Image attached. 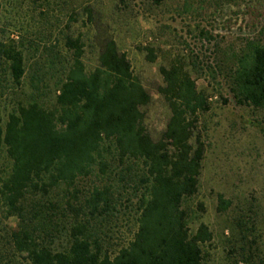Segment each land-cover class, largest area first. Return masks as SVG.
<instances>
[{"label":"trees","instance_id":"1","mask_svg":"<svg viewBox=\"0 0 264 264\" xmlns=\"http://www.w3.org/2000/svg\"><path fill=\"white\" fill-rule=\"evenodd\" d=\"M253 13L258 22L262 12ZM65 48L48 60L53 99L32 74L36 96L19 101L0 125V264H203L212 233L203 223L191 231L188 209L206 154L199 125L211 95L197 84L203 69L179 55L159 66L157 93L169 117L154 138L145 124L151 97L117 42L104 40L92 68L80 38L66 37ZM139 50L149 63L162 55L152 45ZM217 53L211 78H221L237 106L264 111V26ZM0 60L21 86L27 68L19 44L0 41ZM217 201L218 212L230 205L220 194ZM122 202L135 228L110 251L92 229ZM253 257L244 262L256 264Z\"/></svg>","mask_w":264,"mask_h":264},{"label":"rangeland","instance_id":"2","mask_svg":"<svg viewBox=\"0 0 264 264\" xmlns=\"http://www.w3.org/2000/svg\"><path fill=\"white\" fill-rule=\"evenodd\" d=\"M256 10L262 12L258 22ZM263 26L264 0H163L159 6L150 0H2L0 41L19 44L27 73L22 85L14 86L0 60V125L19 101L36 96L32 74L45 79L50 88L45 97L53 99L48 60L54 53L64 56L66 37L84 43L88 68L95 66L104 40L114 39L151 97L145 124L157 138L169 117L157 93L162 83L158 69L175 55L182 56L188 67L203 69L197 84L211 95V107L199 125L206 147L199 189L188 201L191 231L203 223L212 233L203 246V264H246L243 257L248 253L256 264H264V111L237 106L221 78L207 73L219 59L218 50H227ZM146 45L162 50L156 62L149 63L139 50ZM3 164L0 153V170ZM219 194L230 202L224 212L217 211ZM237 223L244 224V233ZM134 228L135 214L122 202L92 230L104 248L115 251Z\"/></svg>","mask_w":264,"mask_h":264}]
</instances>
